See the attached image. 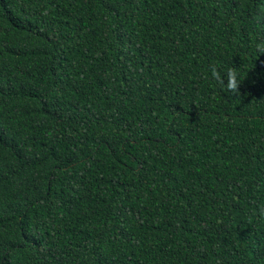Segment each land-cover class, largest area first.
I'll list each match as a JSON object with an SVG mask.
<instances>
[{
	"label": "trees",
	"instance_id": "16d2710c",
	"mask_svg": "<svg viewBox=\"0 0 264 264\" xmlns=\"http://www.w3.org/2000/svg\"><path fill=\"white\" fill-rule=\"evenodd\" d=\"M0 264H264V0H0Z\"/></svg>",
	"mask_w": 264,
	"mask_h": 264
},
{
	"label": "clouds",
	"instance_id": "9594fccd",
	"mask_svg": "<svg viewBox=\"0 0 264 264\" xmlns=\"http://www.w3.org/2000/svg\"><path fill=\"white\" fill-rule=\"evenodd\" d=\"M227 75H228V81H227V85H226L227 89L231 90L233 92L237 91L238 90V86H239V81L237 79V75H236L235 71L229 70ZM211 76L215 80L221 81V74H220V72H218L216 70L215 67H213L211 69Z\"/></svg>",
	"mask_w": 264,
	"mask_h": 264
}]
</instances>
